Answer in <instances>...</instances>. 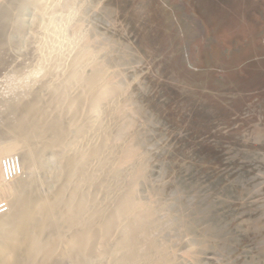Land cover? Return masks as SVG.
<instances>
[{
    "label": "rangeland",
    "instance_id": "1",
    "mask_svg": "<svg viewBox=\"0 0 264 264\" xmlns=\"http://www.w3.org/2000/svg\"><path fill=\"white\" fill-rule=\"evenodd\" d=\"M6 1L0 0V7ZM39 2L42 6H39ZM89 2L93 4L89 22L108 32L111 37L113 36L112 39L117 37L115 40L119 41V44L116 42L115 44L134 49L133 51L130 49L131 63H126L124 61L126 58L121 60L122 64L117 66L120 71L118 80L110 85L107 95L98 99L97 106L104 108L102 111L106 124L104 129L109 137V145L113 149L104 152L106 160L103 162L91 159L89 169L102 174L105 166L109 165L107 177L120 188H115V192L133 193L131 173L135 168L131 164H125L124 173L120 176L113 168L114 160L117 157L121 159L124 149L116 146L117 133L107 112L112 105L121 102L123 117L128 119L134 117L133 105L141 104L140 107L143 105L141 108L146 109L143 113L152 120L151 124L155 123L150 124L151 128L153 127L150 132L153 142L146 146L143 159L149 163L155 160L158 165L160 164V166L156 164V171L164 173V176L167 174L165 179L168 181L173 179L169 182L171 185L168 184V192L172 190V186L178 188L179 193L187 190V194L181 193L184 199L190 204L194 201L191 209L194 214L197 213L195 214L197 219L193 218L191 225L196 229L192 230L196 232L197 238L201 240L202 235L207 237L208 242L204 243V247L207 246L209 250L207 253L206 247L204 248L206 251L203 253L204 259L214 263L227 257L225 260L229 264H264V227L261 228V223L257 222L258 220L262 221V224L264 222V206L258 205L261 203L255 196V184L264 176V0H89ZM11 5L13 10H8L4 19L0 18V53L3 56L0 57V140L14 137V134L23 130L17 128L19 119L28 120L25 122L26 129H29V125L36 126L35 121L33 123L26 117L30 114L29 111L42 110L51 114L58 111L61 113L58 123L63 127L66 125L68 114L75 110L74 105L70 100L64 99L65 102H61L62 105L58 104L55 110L52 91L45 89L44 85L49 80L52 83L60 81L66 73L70 58L67 62L66 59L59 60L56 54L60 49L65 50L63 51L65 54L67 49H69L67 54L73 52L74 49L71 50V47L73 48V43L80 40L83 30L80 25L83 13L77 10L70 0L63 8H60L59 0H33L30 4H25L24 0H14ZM99 10L105 11L101 14L102 19L96 15ZM13 13L17 19L19 18L17 24L12 20ZM68 18L72 24L67 22ZM40 20L45 22V26L41 25L39 28ZM54 28H57L58 32H54ZM4 36L9 38V47L2 43ZM120 36L123 40L119 38ZM47 41L49 42L46 43ZM111 41L108 37L104 38L101 48L106 50L108 56L114 58L115 55L118 58L119 53H114ZM44 49L47 54L46 61L38 54ZM62 51L60 53H63ZM65 54L62 55L67 57ZM83 71L87 76L90 75L87 68H83ZM70 89L72 88H69L65 98ZM82 109L81 117L84 124V120L90 114L86 102L82 103ZM152 131H155L156 136ZM100 137L96 132L92 135L91 142H98ZM128 138L129 136L124 134L119 146L124 147L123 141L126 143ZM87 146L84 141L81 142L82 148L85 149ZM11 154H18L22 159L18 151L8 155ZM8 155L0 154V161ZM61 160L60 154L48 150L44 154L45 165L41 164L42 160L39 158L34 159L35 170L30 176L33 174V187L37 186L36 181L39 182L41 194L52 196L61 187L66 190L68 175L57 170ZM179 168H182L184 173ZM254 174L256 179L251 178ZM169 176L172 178L169 179ZM182 176H185V180ZM235 181L237 184H234ZM240 181L242 183H239ZM2 183H8L10 188L13 186L11 181L9 183L4 180L0 167V184ZM198 184L201 186L198 187ZM89 187L92 199L104 204L107 202L109 196L102 185H96L91 181ZM142 187L140 191L143 193ZM111 193L114 194L112 190ZM238 193L241 196L237 197ZM177 196L181 197L180 194ZM190 197L195 199L188 200ZM11 198L12 196H7L6 192H0V201L10 202V207ZM197 199L199 202H195ZM59 200L64 203L65 197L61 201L59 196ZM217 200L220 202L217 203ZM250 206L251 210L248 209ZM218 207H222V210ZM44 213L41 209L36 216L47 223L53 222L58 215L57 210L45 217ZM237 216L240 217L237 219ZM198 217L202 220L199 221L201 224L198 223ZM212 240L219 244L216 241L214 244ZM184 241L187 248V242ZM34 242L30 239L22 245L24 248L22 246L19 248L17 258L19 264H38L37 256L44 257L43 251L35 253L31 249Z\"/></svg>",
    "mask_w": 264,
    "mask_h": 264
},
{
    "label": "bare ground",
    "instance_id": "2",
    "mask_svg": "<svg viewBox=\"0 0 264 264\" xmlns=\"http://www.w3.org/2000/svg\"><path fill=\"white\" fill-rule=\"evenodd\" d=\"M13 1L14 0H7L3 4V6L0 7V18L4 19V16H6L8 13V10H13V5H11V2L13 4ZM24 1L25 4H30L31 1L33 0H24ZM70 1L77 8V10H81L83 13V19H82L83 21L80 23V25L83 28L80 36L81 38L78 42L73 43L74 46L73 48L71 47V50L73 49L75 50V51L73 50L74 53L70 51V53L67 54L69 50L67 49L66 52L67 57H65L64 55H62L63 53L65 54V52H63L65 50L62 51L60 49L59 53L56 54V57L60 58L59 60L66 59V62L67 59L70 58V62L68 60V65L66 64L67 65V71L65 73L66 75L64 74L65 76L63 75L61 77V80L57 81L56 83H52V81L49 82L50 81L49 80L48 82L45 83L44 88L52 91V96L54 97L52 101L55 103V110L57 109L58 104L62 105L61 102H65L64 99L70 100L71 104L74 105L75 110H73L72 113L68 114L67 123L64 127L58 123V120L61 117V113L58 111H56V113L54 114L42 110H34L33 112L29 111L28 114L29 113L30 114L26 117H29L28 119L33 121V123L35 121L36 126L29 125V129H26L25 122L28 120H26V118H23L20 121L19 119L20 123H18L17 128L23 130L20 131L18 134H14L15 135L14 137L3 138V140H0V154L8 155L10 153H13L14 151H18L22 157L21 165L23 168V175L11 181L13 183V186L11 188L9 187L10 185L8 183L0 184V192H6L7 196L8 195L12 196L11 207H9V211H8L9 213L6 212L4 213L5 215L4 214H2L3 216L0 215V264H19L17 262V258L19 255V248L23 244H25V241H29L30 239L35 241L33 243V248H31V246L30 248L33 249L35 253L36 252L39 253V251H43L45 254L43 258L37 256L39 259V261L37 260L38 264H109V262H114L115 264H190V262L192 264H229L225 260L227 257L221 261H216L214 263L208 262L204 259L203 253H206L204 248L206 247L205 249L207 250V246L204 247V243H206L207 237L201 234L202 235L201 240L200 238H197V236L195 235L196 232L192 230L195 228L191 225L193 224L192 219L196 218L195 214H197V213L194 214L193 209H191L192 203L194 201H192V203L190 204L188 203V201H186L187 199H184V196L181 193L187 194V190L185 189L183 190H185L186 192L179 193L178 188L172 186V190L171 191L169 190L170 192L169 193L167 190H168V184L171 185L169 183L171 180L168 181L167 179H165V176L167 174H165L164 176V173L160 174L156 171L155 168H156V164L158 165V163H156L155 160H151L149 163V161L147 162L146 160L143 159L146 146L151 142H153V139L150 136L151 129L153 128V127L151 128L150 126L152 120L149 118V116H147V114L145 115L143 113L144 110H146V109L143 110V108H141L143 105L141 107H140L141 104L133 105L132 110L134 112V117L128 119H125L123 117L121 102L112 105L107 112L108 117L113 122L112 127L117 133V138L115 139L116 146L124 149L122 151L121 159H117L118 158L117 157L114 160L113 168L118 176L123 175L125 169V167L123 166L125 164H131L133 168H135L134 171L131 173L132 187L134 190L133 193L129 194L128 192H124V191H120L118 193L115 192V188H119V187L115 186L107 177L109 173V165L105 166V171H104L105 174L104 173L100 174L98 171H91L89 169L91 165L90 162L91 159H97L100 162H103L106 160L104 152L106 150L113 149L109 145V137L107 135L106 130L104 129L106 125L104 118L102 117V111L104 110V108L103 106H97L98 99L101 96L107 95L110 90V85L118 80L120 71L119 68H117V66L118 64H122L121 60H123V58H126L124 61H126V63L127 62L131 63L130 57L134 49L129 48L126 45L119 46L115 44V42L117 41L115 40V38L117 37L113 38L115 40L114 41L112 39L113 36L111 37V35L108 32L103 31L100 27L98 28V26H94L89 22V20L92 17L90 10L93 8L92 7L93 4L91 5L89 0H70ZM67 2L68 0H59L60 8H63L64 4ZM39 6H42L40 2H39ZM59 6H57L58 9ZM102 12L104 13L105 11L99 10L96 13V15L100 19L103 18L101 15L103 14ZM45 18L46 17H44V19ZM18 19L15 13H13L12 20L15 24H17ZM40 21L41 22H38L39 28L41 25L45 26V22L43 20ZM69 21L70 20L68 18L67 22ZM73 25H71L72 28ZM127 25L129 26L130 24ZM54 32H58L57 28L56 29L54 28ZM61 32L63 33V30ZM106 37L112 40L111 41L112 48L114 53L115 52L119 53L118 58H116L115 55L114 58L108 56L106 50L101 48V42ZM119 38H121V36ZM67 39L69 40V38ZM65 41H66V37H65ZM129 41L130 40H128V42ZM48 42L49 41H47L46 43ZM2 43H4L6 47H9V43H10L9 38L6 36H4V38L2 37ZM63 45L64 44H62V46ZM44 48L48 50L46 47ZM68 48H70V46ZM45 49L42 50L40 53L38 52V54H40V57L42 59H45L47 55ZM130 49H132V51ZM60 51H62L63 53H60ZM134 53L136 52L134 51ZM1 56L2 55L0 53V57ZM86 59H89L91 61H87ZM62 63L63 65L65 64L64 61H62ZM83 68H87V70L90 73L89 76L85 74ZM49 78L51 79V77ZM69 88L72 89H70V92L66 95L65 98V94L68 92ZM134 100L136 103H138L137 99ZM23 102L24 101H22V104ZM83 102H86L88 104L89 112H90L89 116L84 120L85 122L84 124H82V117H81V113H83V109H82ZM145 107L146 106H144V108ZM151 118H153V114ZM122 122L124 123L121 126ZM96 132L99 133L101 137L98 142H91V137ZM154 132L152 131V134H155ZM124 134H127L129 138L127 139L126 143L123 141V145H124L123 147V146H119V144H121V139L123 140ZM83 141L86 144H88V146L85 149L81 147V142ZM165 147L167 148V146ZM47 150L52 153L57 152L58 154H60L62 160L61 163L58 165L57 170H60L61 173H65L68 175V179L65 183L66 190L64 191L63 187H61L59 190L55 191L52 196L41 194V186L38 181H36L37 186L33 187L32 184L33 174L30 176V173L31 172L34 173L35 170L34 159L36 157L39 158V160H42L41 161L42 165H45L44 154ZM170 152H168L169 156H170ZM173 159H175V157ZM169 160L170 159H168V161ZM176 165L174 164V166ZM158 166H160V164ZM164 168L165 167H163L162 169L164 170ZM159 169L162 172L161 168ZM172 169L174 171L175 168ZM165 170L167 171V166ZM258 171H260V169ZM176 176L177 175H175V177ZM185 176H182L184 180H185ZM24 177L28 179L24 180L23 179ZM61 177L62 175H60V178ZM170 177L171 176H169V179ZM254 177L255 174L253 175V177L251 176V178ZM263 177H261L262 179H258L257 183L255 184L256 192L254 191L256 193L255 196L257 198V201L261 203L258 205L261 206H264ZM254 179H256V177ZM237 180L239 179L237 178ZM91 181H93L96 185H102L104 187L106 193L109 196V198L107 197V202L105 204L101 201L99 202L91 198V189L89 187V183ZM177 181L178 180H176V183ZM236 181L234 182V184L236 183ZM196 182L197 181H195V183ZM187 183H185V185H187ZM239 183L242 182L240 181ZM139 186L140 187L143 186L142 187V190L144 188L143 193L140 191L141 188ZM199 186L201 185L198 184V187ZM207 187L209 188L208 185ZM247 189L249 190V188ZM111 190L114 192V194L111 193ZM230 191H233V193H237L236 191L234 192V190L231 189ZM178 193L181 195V197L177 196L179 195ZM242 195L244 194L242 193ZM59 196H61V201L64 200L65 197L64 203L60 202ZM189 196L187 195V197ZM238 196L241 195L238 193L237 197ZM246 197H247V201H249L248 196ZM191 198L192 197H190V199L188 198V200H192L194 197L192 199ZM236 199L237 198H235V200ZM196 201H198V199L195 200V202ZM240 201L241 200H239V202ZM218 202L220 201L217 200V203ZM204 203L207 202L204 201ZM248 203H250V201ZM232 204L231 206L233 207ZM194 205L197 206V204ZM229 207L230 206L228 205V208ZM201 208L200 210H202ZM218 208L219 209L221 208L222 210V207H218ZM41 209L45 212L44 217L50 214H54L56 210L58 211V215L55 217L53 222L47 223L45 222L44 219L43 220L38 219L36 216V213ZM248 209L251 210V206ZM231 212L234 213L233 210ZM236 215H238V213ZM222 216L224 217L223 214ZM238 217L240 216H237V219ZM256 219L258 220L257 217ZM199 221L201 222L202 220H200V218L198 217V223H200ZM257 222H259V224L261 223L260 225L261 228L264 227V222L263 224L262 221L260 222L258 220ZM196 223L197 222H195V224ZM243 228L245 227L243 226ZM250 229L253 230V228ZM239 234H241V232ZM239 234L236 233V235ZM181 240L183 241L185 240L187 242V248L183 243V241L181 242ZM215 241L216 240L213 241L214 244ZM209 242L211 243V241Z\"/></svg>",
    "mask_w": 264,
    "mask_h": 264
},
{
    "label": "built area",
    "instance_id": "3",
    "mask_svg": "<svg viewBox=\"0 0 264 264\" xmlns=\"http://www.w3.org/2000/svg\"><path fill=\"white\" fill-rule=\"evenodd\" d=\"M2 170L6 180H11L21 173L20 160L16 155L6 156L2 159ZM6 201L0 202V214L8 211Z\"/></svg>",
    "mask_w": 264,
    "mask_h": 264
},
{
    "label": "clouds",
    "instance_id": "4",
    "mask_svg": "<svg viewBox=\"0 0 264 264\" xmlns=\"http://www.w3.org/2000/svg\"><path fill=\"white\" fill-rule=\"evenodd\" d=\"M11 155H16V156H18V154H11ZM11 155H8V156H11ZM4 157H6V156H4ZM3 157V158H4ZM19 157V156H18ZM2 158V159H3ZM2 159H1V161H0V167H1V170H2ZM19 160H20V168H21V173H20V175L19 176H17V177H15V178H18V177H20L22 174H23V168H22V165H21V159L19 158ZM2 177L4 178V180L5 181H7V182H10V181H12V180H14L15 178H13V179H11V180H6L5 179V177H4V174H3V170H2ZM3 201H6V200H3ZM0 202H2V201H0ZM7 202V201H6ZM10 202H7V204H8V206L10 207V204H9ZM9 207H8V211H9ZM7 211V212H8ZM6 213V212H5ZM2 214H4V213H2ZM2 214H0V215H2Z\"/></svg>",
    "mask_w": 264,
    "mask_h": 264
}]
</instances>
